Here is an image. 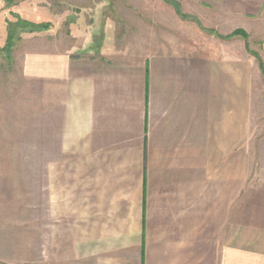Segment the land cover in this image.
Masks as SVG:
<instances>
[{
    "label": "crops",
    "instance_id": "obj_1",
    "mask_svg": "<svg viewBox=\"0 0 264 264\" xmlns=\"http://www.w3.org/2000/svg\"><path fill=\"white\" fill-rule=\"evenodd\" d=\"M93 35L25 57L54 156L33 216H0V264H264V167H234L233 36Z\"/></svg>",
    "mask_w": 264,
    "mask_h": 264
},
{
    "label": "rangeland",
    "instance_id": "obj_2",
    "mask_svg": "<svg viewBox=\"0 0 264 264\" xmlns=\"http://www.w3.org/2000/svg\"><path fill=\"white\" fill-rule=\"evenodd\" d=\"M260 3L0 0V216L4 220L32 217L40 194L36 187L49 180L54 155L43 122L49 108V84L25 73L24 62L34 52H49L52 39L75 46L76 52L88 36L97 39L95 33L100 40L116 36L125 47L142 39L148 25L153 27L155 41L179 39L188 52L200 45L220 46L221 37L233 36L234 167H264V62L258 35L264 17L256 14ZM230 9L234 30L224 35L221 30L230 24L222 20ZM235 211L240 214L241 208Z\"/></svg>",
    "mask_w": 264,
    "mask_h": 264
},
{
    "label": "trees",
    "instance_id": "obj_3",
    "mask_svg": "<svg viewBox=\"0 0 264 264\" xmlns=\"http://www.w3.org/2000/svg\"><path fill=\"white\" fill-rule=\"evenodd\" d=\"M264 73V72H263Z\"/></svg>",
    "mask_w": 264,
    "mask_h": 264
}]
</instances>
